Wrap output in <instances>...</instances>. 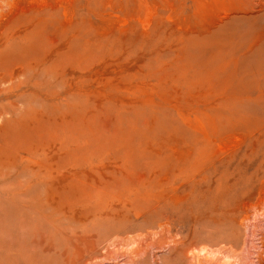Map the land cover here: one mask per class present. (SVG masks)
<instances>
[{
  "label": "rangeland",
  "instance_id": "374dc122",
  "mask_svg": "<svg viewBox=\"0 0 264 264\" xmlns=\"http://www.w3.org/2000/svg\"><path fill=\"white\" fill-rule=\"evenodd\" d=\"M0 264H264V0H0Z\"/></svg>",
  "mask_w": 264,
  "mask_h": 264
}]
</instances>
